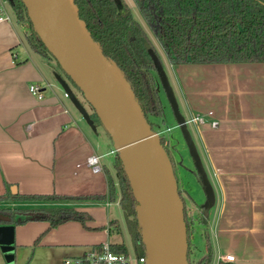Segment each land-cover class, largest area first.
Returning <instances> with one entry per match:
<instances>
[{
    "label": "crops",
    "instance_id": "0c3cea01",
    "mask_svg": "<svg viewBox=\"0 0 264 264\" xmlns=\"http://www.w3.org/2000/svg\"><path fill=\"white\" fill-rule=\"evenodd\" d=\"M7 4V0H0V12L8 10ZM7 12L11 20L0 23V196L10 192L107 194V172L113 176L116 172L115 156L111 162L106 160L117 152L112 137L110 141L99 140V125L95 132L56 80L54 72L59 70L53 59L29 45V20ZM167 61L189 116L205 118L204 123L194 124L216 193L206 223H199L194 216L191 257L196 258L193 235L202 226L206 248L205 229L210 237L212 264H264V61L174 64L168 57ZM62 75L68 81L63 70ZM31 84L41 87V99L30 92ZM213 121L218 124L214 126ZM109 145L114 149L104 151ZM95 154L101 156L100 173L88 165L89 157ZM107 203L74 201L44 203V207L73 206L86 210L92 219L91 207L119 204ZM38 221L45 220L14 224L15 260L8 261L0 246V264H25L27 260L28 264H62L65 257L90 248L63 239L64 223L52 227L48 221L36 224ZM71 222L82 223H65ZM99 228L109 233V228ZM206 255L196 258L197 263L202 264ZM226 255H234L235 261L224 260Z\"/></svg>",
    "mask_w": 264,
    "mask_h": 264
},
{
    "label": "trees",
    "instance_id": "16d2710c",
    "mask_svg": "<svg viewBox=\"0 0 264 264\" xmlns=\"http://www.w3.org/2000/svg\"><path fill=\"white\" fill-rule=\"evenodd\" d=\"M7 1L18 19L27 18L30 21L32 31L27 40L31 48L44 57H54L35 31L23 0ZM135 1L168 59L174 64L264 61V0ZM75 3L81 18L94 39L100 44L104 54L116 63L130 82L136 99L154 130L150 117L164 115L158 81V68L164 67V64L156 45L135 18L126 0H75ZM91 117L96 125L102 123L95 111ZM165 141L161 137L163 147ZM169 159L171 161L170 157ZM114 170H116L117 179L110 171L107 172L109 190L105 195H20L10 192L0 196V201H42L48 204L74 201L118 202L124 211L132 234L136 255L146 256V246L143 242L142 226L137 210L138 202L119 152H116ZM178 191L184 203L189 243L188 259L191 264V232L195 220L194 215L187 210L179 188ZM199 207L203 215L199 223L205 224L208 209L205 203ZM0 215L8 218L9 223L12 224L46 220L52 227L72 220L85 224L91 219L86 210L73 206H48L33 209L0 208ZM110 225L109 233L112 232V228L120 232L117 219L112 220ZM204 233L207 239V255L202 264H212L213 249L208 230L205 229ZM111 246L115 252L128 253L124 245Z\"/></svg>",
    "mask_w": 264,
    "mask_h": 264
},
{
    "label": "water",
    "instance_id": "95a60500",
    "mask_svg": "<svg viewBox=\"0 0 264 264\" xmlns=\"http://www.w3.org/2000/svg\"><path fill=\"white\" fill-rule=\"evenodd\" d=\"M35 31L62 70L79 87L110 133L138 202L148 264H189L184 203L171 161L142 111L130 82L108 58L80 16L75 0H23ZM161 84L189 148L206 196L216 202L214 186L164 67ZM54 76L76 109L96 132L84 103L59 72ZM0 246L8 261L14 254L15 225L0 215Z\"/></svg>",
    "mask_w": 264,
    "mask_h": 264
},
{
    "label": "rangeland",
    "instance_id": "374dc122",
    "mask_svg": "<svg viewBox=\"0 0 264 264\" xmlns=\"http://www.w3.org/2000/svg\"><path fill=\"white\" fill-rule=\"evenodd\" d=\"M128 4L131 6L135 18L142 24L143 28L146 30L157 49L159 50L161 57L163 59V64L165 65V70L168 74L169 80L174 86V91L176 97L178 99L180 110L188 119L191 118L188 114L187 108L185 106V102L182 98V94L178 89L177 81L175 79L172 68L167 61V57L165 55L164 49L162 48L160 42L154 35L152 29L144 18L141 10L139 9L138 4L135 0H126ZM8 10L12 11V7L10 4H7ZM26 20H28L26 18ZM30 22V21H29ZM31 24V23H30ZM55 66L58 68L59 72L62 74V68L59 62L52 57ZM67 76V75H66ZM68 82L74 92L80 97L81 101L84 103L85 107L92 114L95 110L92 105L85 99L83 93L77 88V86L73 83V81L67 77ZM158 81L160 85V94L163 101L164 107V115L162 117H150V121L153 123L154 130L160 135V137L164 138L166 141L164 142V147L169 154V157L172 161L173 172L175 174L178 188L181 191L183 199L187 205V210L189 213H193L196 219H200L202 215L201 211H196V206H200L204 204L206 201V196L203 190V186L201 180L197 174L196 167L194 165L193 159L190 155L189 148L184 139L183 133L178 126L177 120L175 118V114L173 112L172 106L169 102L167 94L161 84L160 77L158 75ZM73 106L72 103H70ZM101 123V122H100ZM188 126L192 133V136L197 144L198 150L202 156V160L206 169V172L210 178L213 180V174L211 168L207 164L205 153L202 147V144L199 139V134L196 129V126L193 122H189ZM110 133L107 128L101 123L98 127V135L99 140L102 141H110ZM114 149L113 145H109V147L104 148L103 150L109 152ZM116 156L110 155L106 157L108 162H111L112 158ZM116 171V170H114ZM115 178H117V173L115 172ZM120 195V194H119ZM45 202L42 201H30V202H22L19 201H0V208H11V209H33L38 207H44ZM62 203V202H61ZM70 203V202H63ZM92 208V209H91ZM89 212L92 215V219H90L87 223H64L62 224V238L67 239L68 241L76 242L79 244H88L91 245H102L104 243H110L111 245H124L131 254H136L135 244L132 239V234L128 227V224L125 219V214L122 207L119 204L108 205V207H104L102 205H95L91 207ZM196 212V214H195ZM117 219L120 225V232L116 228H112V232L109 234L107 231L99 228L100 226H104L106 228H110V221ZM42 222H47L42 221ZM41 221L36 222V224L42 223ZM49 222V221H48ZM50 223V222H49ZM51 225V223H50ZM193 241L196 244L195 256L196 258H202L206 252V240L203 234V227H199L196 233L193 235ZM11 260H15L16 254H13ZM194 256L191 257V264H198L197 259ZM29 259V258H28ZM29 260L25 262L28 264Z\"/></svg>",
    "mask_w": 264,
    "mask_h": 264
},
{
    "label": "built area",
    "instance_id": "2783aa9c",
    "mask_svg": "<svg viewBox=\"0 0 264 264\" xmlns=\"http://www.w3.org/2000/svg\"><path fill=\"white\" fill-rule=\"evenodd\" d=\"M6 20H11V16L7 10L4 9L0 12V23ZM29 90L39 99L43 97L41 93V87L38 84H31L29 86ZM66 97H68L67 93ZM207 115L212 116V112H209ZM187 121L188 123H204L205 118L203 116L197 115L189 119L187 118ZM212 124L216 126L218 122L213 121ZM88 165L95 173H100L103 171V164L100 155L95 154L89 157ZM107 204H109V202ZM223 259L233 262L235 261V256L226 255L223 256ZM62 264H148V257L147 255L138 257L136 254H131L129 251L128 253L115 252L112 249L111 244L106 242L102 245L90 247L81 254L67 256L63 259Z\"/></svg>",
    "mask_w": 264,
    "mask_h": 264
},
{
    "label": "flooded vegetation",
    "instance_id": "af4514ba",
    "mask_svg": "<svg viewBox=\"0 0 264 264\" xmlns=\"http://www.w3.org/2000/svg\"><path fill=\"white\" fill-rule=\"evenodd\" d=\"M3 217H5V216H3ZM6 218V217H5Z\"/></svg>",
    "mask_w": 264,
    "mask_h": 264
}]
</instances>
